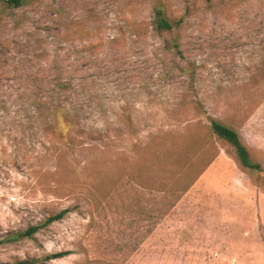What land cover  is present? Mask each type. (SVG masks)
<instances>
[{
  "label": "rangeland",
  "instance_id": "374dc122",
  "mask_svg": "<svg viewBox=\"0 0 264 264\" xmlns=\"http://www.w3.org/2000/svg\"><path fill=\"white\" fill-rule=\"evenodd\" d=\"M155 6L180 26L155 32ZM56 81L75 122L62 139L25 110L23 86ZM0 85V239L74 207L1 245L0 262L66 250L44 264H264L262 176L182 188L211 119L240 126L258 111L240 131L264 171V0L0 4ZM224 144L203 157L219 147L238 172ZM165 156L185 175L169 176Z\"/></svg>",
  "mask_w": 264,
  "mask_h": 264
},
{
  "label": "trees",
  "instance_id": "16d2710c",
  "mask_svg": "<svg viewBox=\"0 0 264 264\" xmlns=\"http://www.w3.org/2000/svg\"><path fill=\"white\" fill-rule=\"evenodd\" d=\"M30 1L32 0H0V4L5 8L13 9L21 7ZM180 24L181 18H169L165 15L161 7H154V16L151 21V26L155 32L164 33L167 31H171L173 28L179 27ZM1 86L2 85H0V88H2ZM69 89L70 85L64 81H56L55 83L46 86L42 83L23 86V90H28V93H26L27 99H25V103L26 105L28 104V106H25V110L27 108L29 110H34L35 120L38 122V126H43L44 132H50L52 134L58 135L61 139L64 132L66 131L67 133H70L69 131H71L75 125L74 117L68 112L66 104L58 98V93L60 94V92H65ZM55 94L57 96H54ZM2 95L5 94L0 93V98L2 97ZM0 101L1 112L3 113L5 111H8V107L5 103H3V98H1ZM206 129L207 130L203 135L202 144H208L212 140H218L226 143L234 151L241 167L258 171L261 170L260 164L251 158L247 146L243 143L235 128L230 125H226L219 120L211 119L210 124ZM203 146L201 145L199 147V150L197 151L198 156H200ZM147 149H151V147L147 146ZM57 153L58 155H60L61 159L64 158V154H62V151H59ZM213 156H215V153L210 156L209 159L213 158ZM158 159H160V157H158L157 160ZM167 160L168 158L165 156L161 164ZM161 167L162 169H165L164 171L170 172L169 176L173 175L174 177L176 176V178H180V176L185 175V167L180 169L172 168L175 167L173 163H163ZM201 168L202 166L200 165L198 170H201ZM186 186H189V182L183 185L182 188L185 189ZM73 208L74 207L62 208L57 212L45 216L36 223L28 224L24 228L7 232V234L0 239V246L17 242L21 239H34L37 232L49 227L54 222L63 219ZM69 253L70 252L66 250L57 251L37 257H25L21 259L0 262V264H44L55 259H60L68 255ZM86 262H88L89 264H97L101 261L95 260L93 262L92 260L88 259V261Z\"/></svg>",
  "mask_w": 264,
  "mask_h": 264
},
{
  "label": "crops",
  "instance_id": "0c3cea01",
  "mask_svg": "<svg viewBox=\"0 0 264 264\" xmlns=\"http://www.w3.org/2000/svg\"><path fill=\"white\" fill-rule=\"evenodd\" d=\"M262 106H264V103H262L257 108V110L262 108ZM257 112H253V114H251L250 116L245 118V120L243 121V123H241V125L242 126H244V125L245 126H247V125L252 126V123L255 120L256 116H257ZM224 124L230 125V124H227V123H224ZM241 125L238 126V124H232L230 126H232L233 128L236 129V131L239 134L241 140L247 146L248 151H249V153L251 155V158L253 160L257 161L260 164L261 170L258 171V170H254V169H248V168L241 167L239 165V162L237 160V157H236L234 151L226 143L224 144L225 147H229L230 150H232V152H233L234 159L236 160L235 161L236 162L235 168L237 169L238 172H236L235 170H232V169L231 170H226V168H228V165L225 164L223 157H221V154L219 153L221 148L216 147L217 150L219 149V151H217L215 149V151H216L215 152V156H213V158H211V159H209L210 157H208L207 159L204 158L203 157L204 154H203V152L201 150V154H202L201 158H196V159L192 158V159H190V156H189V192L192 191L195 188L196 184L199 181L203 180V179H206V181H207V180H209L207 178L214 177V176H217V177L225 176L226 177V175H229V173H231V178L234 179V180H239L240 181L239 183H242L245 180H247L246 182H248L253 177V174L257 175V177H255L257 179H259L258 178L259 176H262L263 177L262 181L264 182V171H263V168H262L263 163L260 162L259 160H257L254 157V151L257 152V151H259V149H258V147L256 145H253V144H251L249 142V140H253L252 137H253L254 134L252 133V131H249L250 136L248 137V131H244V134L241 133V131H240ZM248 138H249V140H247ZM261 147H264V144H262ZM200 165L202 166V168H201V170H198ZM193 166H195L194 168H196L195 169L196 170L195 174H193L194 171L192 172V169H191V168H193ZM260 182H261V180H260Z\"/></svg>",
  "mask_w": 264,
  "mask_h": 264
}]
</instances>
